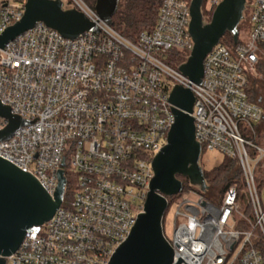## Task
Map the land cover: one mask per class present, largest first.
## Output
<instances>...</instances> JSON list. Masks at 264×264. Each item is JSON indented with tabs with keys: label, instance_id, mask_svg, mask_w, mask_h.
I'll return each mask as SVG.
<instances>
[{
	"label": "built area",
	"instance_id": "2783aa9c",
	"mask_svg": "<svg viewBox=\"0 0 264 264\" xmlns=\"http://www.w3.org/2000/svg\"><path fill=\"white\" fill-rule=\"evenodd\" d=\"M74 1L98 32L69 39L37 22L0 48V103L21 118L38 117L0 140V157L32 174L51 197L57 169L65 178L53 216L27 228L4 264H107L143 212L152 158L174 121L168 98L175 84L189 85L194 96L190 115L201 152L237 162L252 215L239 226L236 187L215 203L190 185L174 200L171 238L164 237L172 264L178 257L186 264H264V185L256 176L264 180V106L247 92L264 43V0L251 2L248 31L231 45L220 38L204 57L201 83L190 84L168 58L180 52L186 61L193 48L192 0H159L153 27L135 40ZM220 1L201 0L204 23L203 8L214 11ZM24 2L0 0V35L22 18ZM7 123L0 117V130ZM67 166L77 178L68 203Z\"/></svg>",
	"mask_w": 264,
	"mask_h": 264
},
{
	"label": "water",
	"instance_id": "95a60500",
	"mask_svg": "<svg viewBox=\"0 0 264 264\" xmlns=\"http://www.w3.org/2000/svg\"><path fill=\"white\" fill-rule=\"evenodd\" d=\"M244 1H220L208 23L203 22L201 0L191 1L188 32L193 48L186 61L178 67L189 78V84L190 81L201 83L204 57L226 32L231 34L234 43L237 42ZM118 3L119 0H96L94 10L101 21L111 24ZM37 22H43L69 39L84 31L98 32L95 23L81 11L63 9L61 0H25L22 18L0 35V48ZM168 101L173 106L170 110L174 121L170 123L166 144L152 158L154 175L149 181L143 212L137 213L126 240L114 249L107 264H172L173 251L162 232L166 197L181 192L182 182L177 175L187 177L190 185L202 191L207 187L199 164L201 148L195 140L193 117L190 115L194 96L189 85L183 88L175 84ZM0 117L8 121L0 130V140L10 138L19 127L38 119L29 120L11 114L9 105L1 103ZM56 175L59 181L51 197L32 174L0 157V264H4L5 257L17 250L27 228L48 221L59 207L65 178L61 169H57ZM180 261L183 260L178 257L175 264Z\"/></svg>",
	"mask_w": 264,
	"mask_h": 264
},
{
	"label": "trees",
	"instance_id": "16d2710c",
	"mask_svg": "<svg viewBox=\"0 0 264 264\" xmlns=\"http://www.w3.org/2000/svg\"><path fill=\"white\" fill-rule=\"evenodd\" d=\"M82 1L85 2V4H88L89 7L94 8L96 0ZM159 4V0H119L118 9L111 18V26L127 39L135 40L139 32L150 30L153 27L157 17ZM239 31L238 24V34ZM222 42L230 45L232 43L231 35L229 34V36L223 37ZM262 54H264V43H262ZM169 55L168 62L174 67L181 65L185 61L186 55L184 53L171 52ZM254 85L255 80H250L249 78L247 85L248 96L251 101L261 105V98H257L258 92L254 88ZM203 177L208 186H219V194H221V196L228 188L236 187L239 197H242V193L239 192L242 189L243 181L241 170L236 161L226 158L221 164L214 166L209 170H203ZM177 178L182 182V190L180 194L169 196V202L178 196H181L190 187L187 177L177 175ZM261 181V185H264V180ZM258 244L261 245L262 250H264V245H262L260 239L258 240Z\"/></svg>",
	"mask_w": 264,
	"mask_h": 264
},
{
	"label": "rangeland",
	"instance_id": "374dc122",
	"mask_svg": "<svg viewBox=\"0 0 264 264\" xmlns=\"http://www.w3.org/2000/svg\"><path fill=\"white\" fill-rule=\"evenodd\" d=\"M61 1L63 2V9H65V10L76 7V3L74 0H61ZM251 2H253V0H247L246 1L247 7H245V10L243 11L242 19L239 22V30H240L239 34H240V36H243L246 33V31H248V29H249L248 28V20H249L251 11H252V8L250 5ZM19 3H21L20 0H10V4L13 6L18 5ZM86 5H88V4H86ZM212 12H213L212 9L210 10L206 7L203 8V15L208 20L211 19ZM229 34L230 33L226 32L221 37V42H222V38L229 36ZM258 63H257L258 65L256 66L255 70L253 71V73L250 76V80H255L254 88L258 92L257 98H259V97L261 98V105L264 106V54L261 53L260 60ZM225 159H226V157L224 156V154L217 151V150H205V151L201 152V154H200L199 164H200L202 170H209L212 167L221 164ZM236 167H235V169H236ZM67 171H68L67 178H68L69 185H68V188H67L66 194H65V202L66 203H68L70 200H72L73 195L76 192V183H77L76 176H73V174L70 170V167H68V166H67ZM256 176H257V182H258L259 186H262L261 185V183H262L261 175H260L259 171L257 172ZM195 187H197V186H195ZM241 188L242 189L239 193L243 194L244 184L242 185ZM219 189H220L219 186H208L207 185L206 189L204 190L205 196L208 199L212 200L213 202L218 203L220 198H221V194H219ZM178 194H180V193H178ZM175 199H173L172 201L169 202V204H168V206L164 212L163 219H162V221H163V223H162L163 234H164V237L167 239L171 238V234H172V230H173L174 212L177 208V203L174 201ZM237 206H238V210L235 213V218L237 221H239L238 222L239 226H245L246 222L244 220L245 219L244 217H246V218L251 217L252 210H251L249 204L247 203L245 197H241L239 199ZM240 220H241V222H240Z\"/></svg>",
	"mask_w": 264,
	"mask_h": 264
}]
</instances>
